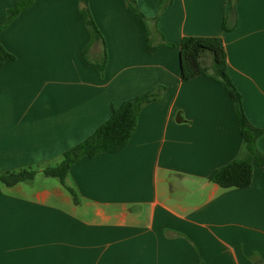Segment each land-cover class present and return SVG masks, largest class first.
I'll list each match as a JSON object with an SVG mask.
<instances>
[{
	"label": "crops",
	"instance_id": "0c3cea01",
	"mask_svg": "<svg viewBox=\"0 0 264 264\" xmlns=\"http://www.w3.org/2000/svg\"><path fill=\"white\" fill-rule=\"evenodd\" d=\"M171 1L137 0L145 25L126 0H89L94 41L80 0H35L0 32L15 55L0 65V173L57 165L113 107L167 87L124 149L71 166L76 200L59 179L0 184V264H264V171L254 162L244 188L209 179L243 138L224 85L182 78L180 46L221 37L246 114L264 128V0ZM16 2L0 0V25ZM201 61L212 73L211 56Z\"/></svg>",
	"mask_w": 264,
	"mask_h": 264
},
{
	"label": "trees",
	"instance_id": "16d2710c",
	"mask_svg": "<svg viewBox=\"0 0 264 264\" xmlns=\"http://www.w3.org/2000/svg\"><path fill=\"white\" fill-rule=\"evenodd\" d=\"M35 0H17L14 6L7 9L6 21L0 25V32L24 9L33 4ZM137 16L147 25L146 15L139 9L137 0H126ZM237 1V0H231ZM171 0H161L160 10L170 4ZM80 12L91 33L92 41L102 38L89 7V0H80ZM224 28H227L225 25ZM162 44L174 46V44L163 41ZM148 46L151 49L159 45H152L150 32L148 31ZM182 53V78L189 79L196 75L204 74L219 81L230 94L236 111L238 123L243 138V152L237 159L217 168L209 179L218 183L222 188H244L252 183L254 162L264 171V153L257 147L258 138L264 134V128L257 127L251 123L243 106L242 94L232 81L228 71V58L224 42L219 36H186L181 41ZM212 58L213 72L209 73L202 64L204 55ZM15 55L8 51L0 40V65L12 60ZM107 55L97 63L100 69H104ZM167 87L157 85L150 90L135 97L125 100L118 107H113L110 117L104 121L86 139L66 150L60 163L55 166H46L42 173L47 177L59 179L62 185L70 192L76 200L77 190L68 183L71 166L81 158L94 157L104 152H117L124 149L133 136L138 116L142 107L149 102L164 96ZM39 169L33 166L19 170H10L0 173V184L15 185L20 182H32L37 176Z\"/></svg>",
	"mask_w": 264,
	"mask_h": 264
},
{
	"label": "rangeland",
	"instance_id": "374dc122",
	"mask_svg": "<svg viewBox=\"0 0 264 264\" xmlns=\"http://www.w3.org/2000/svg\"><path fill=\"white\" fill-rule=\"evenodd\" d=\"M46 166H50V165H46ZM46 166H45V167H46ZM54 166H55V165H54ZM33 167L36 168V169H39V165H34ZM45 167H44V168H45ZM40 173H41V171L38 172L37 176L35 177V179H36V181H37L38 184H41V185H42V183H43L44 181L59 182L58 179L55 178V177H47V176H45L43 173H41V174H40Z\"/></svg>",
	"mask_w": 264,
	"mask_h": 264
},
{
	"label": "snow or ice",
	"instance_id": "6c2138e0",
	"mask_svg": "<svg viewBox=\"0 0 264 264\" xmlns=\"http://www.w3.org/2000/svg\"><path fill=\"white\" fill-rule=\"evenodd\" d=\"M262 159H264V157H262ZM262 166H264V165H262Z\"/></svg>",
	"mask_w": 264,
	"mask_h": 264
}]
</instances>
